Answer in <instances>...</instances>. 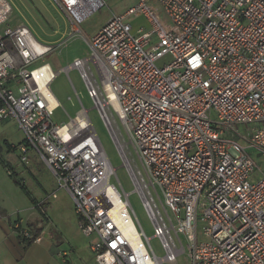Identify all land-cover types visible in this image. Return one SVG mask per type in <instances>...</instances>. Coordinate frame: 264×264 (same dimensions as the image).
Returning a JSON list of instances; mask_svg holds the SVG:
<instances>
[{"label":"built area","instance_id":"1","mask_svg":"<svg viewBox=\"0 0 264 264\" xmlns=\"http://www.w3.org/2000/svg\"><path fill=\"white\" fill-rule=\"evenodd\" d=\"M48 1L69 25L56 46L105 2ZM11 12L10 0H0V119L21 130V161L34 149L70 194L98 264H160L181 253L190 264H264V169L248 151L264 164V0H138L86 37L88 55L65 67L79 72L128 166L160 257L127 198L138 241L122 228L108 189L114 168L87 110L66 124L52 121L49 85L60 69L30 66L54 46L27 25L11 26ZM139 14L147 27L132 33L128 18ZM116 118L143 172L130 166ZM256 169L262 176L252 182ZM21 235L36 239L26 229Z\"/></svg>","mask_w":264,"mask_h":264},{"label":"rangeland","instance_id":"2","mask_svg":"<svg viewBox=\"0 0 264 264\" xmlns=\"http://www.w3.org/2000/svg\"><path fill=\"white\" fill-rule=\"evenodd\" d=\"M137 1L138 0H105L100 8L92 11L79 23L80 33L65 36L64 41L58 46H56V44L63 37V33L66 34L68 32L69 25L62 13H60L48 0H10L12 12L7 22L11 26L19 24L27 25L37 41L54 46L43 59H38L30 66L33 67L42 62H48L53 71L60 69L49 85L58 101L51 115L52 121L58 125L66 124L74 118L78 110L82 108L87 110L88 117L114 168L109 182L117 186L123 198L129 200L131 208L143 232L150 238L149 244L153 252L156 256L160 257L164 255V250L160 246L159 240L153 236L154 231L152 223L131 179L132 177L124 166L122 158L107 127L97 110L93 107V101L88 96L79 72L75 68H65L72 63L75 58H83L88 55L89 50L85 40L86 37L96 33L113 15L123 13L127 8L135 5ZM128 20L132 25V33H135L136 29L140 26L144 28L147 27L146 19L142 14L132 15ZM90 65L92 70L96 73L93 64L91 63ZM116 124L121 129L123 136V138L118 137V142L124 148V153L128 158L130 166L133 168L134 172H137L138 169L143 172V167L128 141V134L123 128L121 121L117 118ZM244 127L245 125L242 124L237 125L238 130H243ZM22 140L23 134L12 118L0 119V154L6 161L10 162L12 166L10 168L11 174L8 175L5 173L0 178V196L5 197L9 195L18 206H22V204H25L27 201L30 203V200L21 185H23L33 197L39 200L41 198L47 201L52 200L51 194L55 191L56 197L54 199L63 204L61 206V211L64 212V219L62 222L65 223L64 226L59 224L58 226L62 231L64 228L67 230L71 229L72 222H74L73 212L68 209L64 210V203L70 202V200L72 201V197L65 189L58 187L53 173L34 149L30 148L25 153L26 162L21 161L19 156L20 151L18 148H14V146L17 147ZM9 143L12 146L10 148L8 147ZM248 151L252 154L254 161L258 164L260 169H264L262 157L257 155L256 151L251 148H248ZM1 167L0 165V169ZM261 176L262 174L259 169H256L254 173H251L249 180L255 182L260 179ZM14 180H18L20 184L15 183ZM36 211L37 215H39L40 212L38 210ZM131 216L134 219L136 228L139 230L134 216ZM203 225L204 224L201 222L198 223L199 231L200 227ZM64 233L67 234V232ZM199 238H201L200 234ZM160 264H190V261L185 253H181L173 262H161Z\"/></svg>","mask_w":264,"mask_h":264},{"label":"crops","instance_id":"3","mask_svg":"<svg viewBox=\"0 0 264 264\" xmlns=\"http://www.w3.org/2000/svg\"><path fill=\"white\" fill-rule=\"evenodd\" d=\"M0 157L6 161L1 154ZM6 162L9 170L0 162V178L5 173L10 175L12 166ZM30 195L33 201L22 206L9 195L0 196V264H98L90 249L94 237H86L79 230L72 201L64 203V210L73 212L74 220L71 229L64 228L65 234L58 226L65 223L63 204L54 199L56 194L50 201ZM25 229L36 239L23 237L21 231Z\"/></svg>","mask_w":264,"mask_h":264},{"label":"bare ground","instance_id":"4","mask_svg":"<svg viewBox=\"0 0 264 264\" xmlns=\"http://www.w3.org/2000/svg\"><path fill=\"white\" fill-rule=\"evenodd\" d=\"M33 44L37 49H40V45L38 43L33 42ZM52 103H53V107L55 109L57 104H58L57 99L54 98L52 100ZM80 123L83 124V121L80 120ZM126 169L128 170V172H130L127 165H126ZM130 175H131V172H130ZM108 189H109V191L113 192V194H115V199L113 200L114 207L117 211V215L120 218V222H121L122 228L124 229L125 234L128 235L131 242H137L138 241V237L136 234L137 228H136V225H135L130 213L127 210L125 198L122 197L120 192H118L114 187H112L111 183H109Z\"/></svg>","mask_w":264,"mask_h":264},{"label":"trees","instance_id":"5","mask_svg":"<svg viewBox=\"0 0 264 264\" xmlns=\"http://www.w3.org/2000/svg\"><path fill=\"white\" fill-rule=\"evenodd\" d=\"M8 146L10 147L9 144H8ZM14 148H16V147L14 146ZM0 162H1V164H3V166H4L5 168H7V169L9 170V165H8V163H7L6 161H4L1 157H0ZM9 174H11L10 171H9ZM14 181H15V183H17V184H20V182H19L18 180H14ZM21 184H22V183H21ZM21 186L24 188L25 194H26L27 197L30 199V201H33V199H32V197H31L29 191H28L23 185H21Z\"/></svg>","mask_w":264,"mask_h":264}]
</instances>
